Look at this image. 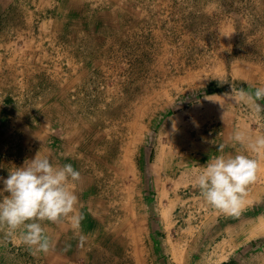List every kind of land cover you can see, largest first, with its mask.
Listing matches in <instances>:
<instances>
[{
	"label": "rangeland",
	"instance_id": "obj_1",
	"mask_svg": "<svg viewBox=\"0 0 264 264\" xmlns=\"http://www.w3.org/2000/svg\"><path fill=\"white\" fill-rule=\"evenodd\" d=\"M259 86L264 0H0V177L59 152L111 209L161 221L162 264H264V153L239 216L193 186L217 155H256L231 137L264 135V100L227 94ZM19 233L0 228V263L41 264Z\"/></svg>",
	"mask_w": 264,
	"mask_h": 264
},
{
	"label": "clouds",
	"instance_id": "obj_2",
	"mask_svg": "<svg viewBox=\"0 0 264 264\" xmlns=\"http://www.w3.org/2000/svg\"><path fill=\"white\" fill-rule=\"evenodd\" d=\"M227 95L235 103L253 98L264 100V86L256 87L254 93L243 89L237 91L232 87ZM255 108L259 110L260 105L256 104ZM231 139L246 152L256 155L239 151L235 155H217L207 162L193 186L215 209L239 216L247 186L256 180L259 168L257 157L264 153V135L237 129ZM220 151L223 152V146ZM0 179L4 184L2 191L7 193L0 199V228H6L8 236L19 230L26 245L37 252L47 253L52 242L41 222L60 223L66 220L77 235L80 246H83L86 237L79 233L82 215L76 209L78 197L72 189V184L80 180V172L71 164L58 166L49 157L38 153L35 158L26 160L23 166L10 171L7 178Z\"/></svg>",
	"mask_w": 264,
	"mask_h": 264
},
{
	"label": "crops",
	"instance_id": "obj_3",
	"mask_svg": "<svg viewBox=\"0 0 264 264\" xmlns=\"http://www.w3.org/2000/svg\"><path fill=\"white\" fill-rule=\"evenodd\" d=\"M9 126L7 124L5 130ZM0 137L4 136L0 135ZM2 144L0 141V167L7 160L5 158L6 150ZM50 153L51 151L47 154L56 165L71 164L75 170L80 172V180L72 184V189L78 197L76 209L82 215L79 233L86 237V242L80 246L77 235L74 234L71 224L66 220L60 223L43 221L41 223L46 228L52 246L47 253H42V258H39L41 264H162L166 242L163 237L164 230L160 229L161 221L159 219L157 221L159 226L155 224L156 227L152 229L147 222L148 214H146L147 221L144 223L143 212L139 216L133 210L120 212L111 209L114 200L100 197L101 189L96 184V178H99L100 175H87L81 162H75L74 158L70 162H62L59 152L55 157L49 155ZM119 213L124 217H128L130 214L132 219H134V215H137L139 220L136 222L130 220V222H115V220L123 218L118 215ZM21 241V243H17V245H21V250L34 251L24 243L22 237ZM12 249L19 250L14 247ZM0 250H4V248L0 246ZM15 255H18V252ZM5 261L0 264H6ZM183 262H186V259Z\"/></svg>",
	"mask_w": 264,
	"mask_h": 264
}]
</instances>
